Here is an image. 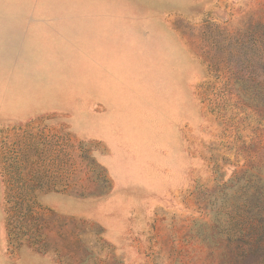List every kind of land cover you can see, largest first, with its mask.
I'll return each mask as SVG.
<instances>
[{"label":"rangeland","instance_id":"374dc122","mask_svg":"<svg viewBox=\"0 0 264 264\" xmlns=\"http://www.w3.org/2000/svg\"><path fill=\"white\" fill-rule=\"evenodd\" d=\"M251 62L264 81V0H0V264H264ZM26 126L86 197L12 201Z\"/></svg>","mask_w":264,"mask_h":264},{"label":"trees","instance_id":"16d2710c","mask_svg":"<svg viewBox=\"0 0 264 264\" xmlns=\"http://www.w3.org/2000/svg\"><path fill=\"white\" fill-rule=\"evenodd\" d=\"M255 70V63L251 62L246 70L252 76L247 82L249 87L248 92L251 93L252 98L249 107L256 113H261L264 116V106L261 105L264 103V97L261 95L262 92L264 93V81L258 78ZM235 73L236 75L239 74L238 71ZM226 87L228 92L233 91L239 98L241 97V89L235 78H231ZM33 129L32 126H26L25 128L18 129L11 136L10 145L15 148L12 155L7 154L10 148L9 146L8 149L6 148L7 143H2V151L7 156L6 159H2L4 182L8 185L10 191L14 190L15 192L12 201L18 199V196L24 200L25 196H34L36 192H55L71 195L74 190H82L76 192L75 196L86 197L85 185H83L84 181L79 179V177L73 178L75 170L72 169V163L69 159H64L65 161L60 160V164L56 166L57 170H62V172L69 174L63 176L49 174L48 171L51 170L53 166L52 162H54L49 160L52 156L53 146L44 133H34ZM59 158L60 156L56 161ZM14 171L16 173L6 178L5 174ZM101 194H104V192L99 191L97 195L95 193L94 195L88 193L87 196H101Z\"/></svg>","mask_w":264,"mask_h":264}]
</instances>
